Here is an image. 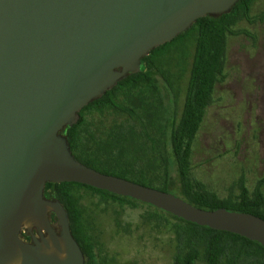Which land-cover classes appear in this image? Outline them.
I'll use <instances>...</instances> for the list:
<instances>
[{
	"label": "water",
	"instance_id": "water-1",
	"mask_svg": "<svg viewBox=\"0 0 264 264\" xmlns=\"http://www.w3.org/2000/svg\"><path fill=\"white\" fill-rule=\"evenodd\" d=\"M238 1L0 0V264H84L66 210L43 196L47 183L131 198L264 247L260 217L200 209L98 172L74 158L61 134L89 103L138 73L153 49Z\"/></svg>",
	"mask_w": 264,
	"mask_h": 264
},
{
	"label": "trees",
	"instance_id": "trees-1",
	"mask_svg": "<svg viewBox=\"0 0 264 264\" xmlns=\"http://www.w3.org/2000/svg\"><path fill=\"white\" fill-rule=\"evenodd\" d=\"M254 1L239 0L225 14L198 19L186 32L142 58L138 73L129 74L84 107L77 123L61 133L74 158L98 172L173 194L200 209L225 208L264 220V177L249 189L241 175L228 195L221 197L214 187L219 186L211 183L202 167H194L191 149L213 104L214 89L226 78L228 37L247 35L235 27L243 20L251 22L249 13ZM189 41L194 44V54L177 120L169 115L165 96L174 92L171 68L178 60L177 49ZM110 112L123 120L106 125L93 118L94 114L105 117ZM80 190L98 195L100 203L120 201L132 207L148 204L78 183L45 185L44 198L59 201L67 212L84 264H98L95 251L99 244L90 235L88 210ZM154 209L156 213H149V218L170 224L162 214L166 212ZM166 214L176 221L172 224L177 241L172 264H196L200 260L205 264H264V247L260 244ZM51 220L56 223L54 215Z\"/></svg>",
	"mask_w": 264,
	"mask_h": 264
},
{
	"label": "rangeland",
	"instance_id": "rangeland-1",
	"mask_svg": "<svg viewBox=\"0 0 264 264\" xmlns=\"http://www.w3.org/2000/svg\"><path fill=\"white\" fill-rule=\"evenodd\" d=\"M249 16L251 22L243 20L235 27L247 35L228 37L226 78L216 85L213 104L191 148L194 167H202L211 183L219 186L213 185L221 197L228 195L241 175L249 189L264 177V0L254 1ZM177 53L178 60L171 68L174 92L165 96V104L169 115L178 120L193 42L180 46ZM93 118L106 125L123 120L113 112L105 117L94 114ZM227 154L224 159H216ZM80 191L88 210L90 235L99 244L95 251L98 264H172L177 244L174 219L162 213L170 224L159 222L149 218V213H156L153 206L100 203L98 195ZM172 191L178 192L177 187ZM196 264L205 263L200 260Z\"/></svg>",
	"mask_w": 264,
	"mask_h": 264
},
{
	"label": "flooded vegetation",
	"instance_id": "flooded-vegetation-1",
	"mask_svg": "<svg viewBox=\"0 0 264 264\" xmlns=\"http://www.w3.org/2000/svg\"><path fill=\"white\" fill-rule=\"evenodd\" d=\"M34 233L36 234V231L34 230ZM23 239L27 242H31V235L27 233L26 231L23 232Z\"/></svg>",
	"mask_w": 264,
	"mask_h": 264
}]
</instances>
